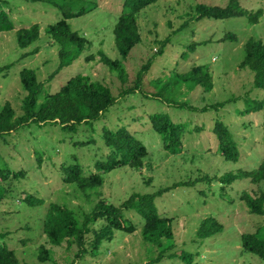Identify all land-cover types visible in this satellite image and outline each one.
Here are the masks:
<instances>
[{
    "label": "rangeland",
    "instance_id": "obj_1",
    "mask_svg": "<svg viewBox=\"0 0 264 264\" xmlns=\"http://www.w3.org/2000/svg\"><path fill=\"white\" fill-rule=\"evenodd\" d=\"M0 3H9L4 7L12 12L15 23L14 30L0 32V111L11 103L17 115L24 113L27 91L20 77L24 68L35 69L44 83L40 100L59 91L78 74L108 85L118 96L104 118L81 125L77 132L60 125L32 124L0 138V168L9 169L12 175L24 172L1 183L5 189L4 197L0 195V233L6 236H0V243L15 250L22 263L71 264L77 248L69 249L66 243L52 245L44 230L51 202L86 212L100 199L120 206L133 193L170 188L155 198V205L162 216L172 218V239H163L161 245L145 241L143 219L135 210H125L137 229L132 233L116 230L113 240L104 241L96 256L87 255L75 264H264L258 255L242 248V234L264 225V215L250 211L243 192H264V180L256 184L247 177L221 183L226 173L253 171L264 161V89H256L255 72L241 66L246 42L250 38L264 42V13L256 24L247 16L199 20L195 18L197 5L225 7L229 0H158L149 4L139 13L142 40L125 60L129 79L124 85L117 73L102 62L100 51L121 59L114 28L127 11L125 0L78 3L79 7L96 4L88 13L69 19L72 28L88 38L90 46L80 59L60 71L59 45L46 29L63 18V12L43 2ZM240 3L250 12L260 8L264 11V0ZM34 24L40 25L41 38L21 48L17 30ZM169 36L171 41L164 54H158L160 42ZM149 60L151 67L141 90L120 97L124 88L135 85L139 71ZM199 66L212 75L214 86L210 91L182 77ZM224 101L228 102L217 110L201 111L206 105ZM173 102H187L199 110L177 107ZM154 113L167 114L187 128L179 152L165 148L150 120ZM219 120L229 127L238 144L237 160L226 159L220 151L213 130ZM123 127L147 148L141 169L123 165L102 171L104 184L90 199L76 185L64 181V167L70 164H79L86 175L98 172L97 162L108 161L110 154L105 129ZM29 195L43 198L45 203L30 205L26 201ZM208 216L221 221L224 229L200 239L198 229ZM41 245L53 250L51 260L39 259Z\"/></svg>",
    "mask_w": 264,
    "mask_h": 264
},
{
    "label": "trees",
    "instance_id": "obj_2",
    "mask_svg": "<svg viewBox=\"0 0 264 264\" xmlns=\"http://www.w3.org/2000/svg\"><path fill=\"white\" fill-rule=\"evenodd\" d=\"M30 2H43L51 5L63 12V18L54 24L48 25V34L59 45V67L58 71L65 66H69L80 59L90 46L88 38L72 28L69 19L84 15L91 11L92 6L79 7L82 0H27ZM158 0H125L124 11L117 21L114 34L116 44L121 54V59H112L106 53L100 51V57L104 64L109 66L111 71L116 72L118 78L125 85L129 79L128 71L125 67V60L129 56L132 48L142 40L139 24V13L149 4ZM0 3V32L14 30L15 23L11 11H7ZM195 18H215L226 19L236 16H247L252 24L259 22L263 16V9L250 12L241 6L240 0H229L227 6L210 5L201 3L197 5ZM198 14V15H197ZM17 40L21 48H27L41 38L39 24L30 27H23L17 30ZM228 37H236L235 34H228ZM171 37L161 41V47L157 51L163 55L166 46L170 43ZM246 57L241 63L242 67H250L255 72L254 87L264 89V42L259 39L250 38L245 45ZM149 60L141 71H139L135 85L124 88L120 97L135 93L141 90L145 74L151 67ZM10 67V65L8 66ZM199 66L190 72L182 75L183 79L196 85H201L205 90H212L214 83L212 75L208 69ZM21 82L27 95L24 100V113L17 115L11 103L5 104L0 111V138L14 131L37 124L39 126L60 125L62 129L77 132L83 124H91L105 117L106 112L117 102L112 89L100 82L92 80L88 75L78 74L69 79L63 87L56 93L48 94L44 100H40V93L44 83L37 77L35 69L24 68L20 72ZM1 93V92H0ZM145 96H148L145 94ZM228 101L218 102L213 105H206L201 111L209 109H219ZM174 106L187 108L193 111L199 110L197 107L187 102H173ZM255 106V105H254ZM257 110V108H252ZM250 109V110H252ZM249 110V111H250ZM150 120L155 131L164 140L165 148L170 152H179L182 147V139L187 128L182 123L174 122L169 115L164 113H154L150 115ZM220 143V151L228 160H237L240 156L238 144L234 139L229 127L223 121H217L213 128ZM104 139L106 146L110 149L108 161L97 162L98 172L90 175L84 173L83 168L77 164H70L64 167V181L74 184L89 199L94 193H99V188L104 184L102 171H110L123 165L141 169L144 165V157L147 155V148L137 136L130 130L123 127L118 130L105 129ZM24 172H14L9 169L0 168V195H3L5 187L2 181L11 176L18 177ZM251 177L256 184L264 180V161L258 169L253 171H239L226 173L221 178V183H232L238 179ZM166 188L156 193H133L120 206L110 203L104 199L98 200L91 211H81L59 202H51L44 221V230L49 242L55 246L66 243L70 249L75 246L77 252L72 263L77 259H84L87 255L96 256L100 246L104 241L113 240L116 230L132 233L137 229L131 219L125 215V210H135L143 219L144 240L161 245L165 238L174 237L172 218L162 216L155 205V198L165 191ZM242 198L246 201L247 207L252 213L264 215V192L254 194L245 190ZM26 201L30 205L44 204L45 200L29 195ZM103 221L99 228L96 224ZM224 225L214 216L206 217L199 229L198 237L205 239L223 231ZM5 238L4 233H0ZM242 248L246 252L258 255L264 261V225L255 232L242 234ZM53 250L48 246L41 245L39 248V259L43 262L52 258ZM0 264H29L22 263L15 252L6 243H0Z\"/></svg>",
    "mask_w": 264,
    "mask_h": 264
}]
</instances>
